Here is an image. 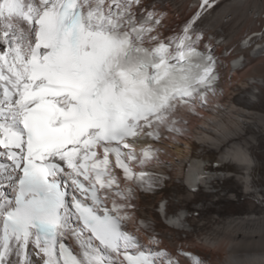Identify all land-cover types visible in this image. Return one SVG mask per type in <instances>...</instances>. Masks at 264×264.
Returning <instances> with one entry per match:
<instances>
[{"label": "snow or ice", "instance_id": "obj_1", "mask_svg": "<svg viewBox=\"0 0 264 264\" xmlns=\"http://www.w3.org/2000/svg\"><path fill=\"white\" fill-rule=\"evenodd\" d=\"M215 4L201 0L162 38L165 14L145 0H0V264H179L154 247V225L139 221L151 229L146 245L126 224L138 194L155 195L168 179L148 167L154 144L179 134L181 107L215 92L218 60L198 24ZM254 38L264 32L242 45ZM251 55H264V44ZM248 82L264 89V79ZM252 148L193 160L181 183L210 187L232 165L255 192ZM166 209L162 200V222L186 230L184 211Z\"/></svg>", "mask_w": 264, "mask_h": 264}, {"label": "bare ground", "instance_id": "obj_2", "mask_svg": "<svg viewBox=\"0 0 264 264\" xmlns=\"http://www.w3.org/2000/svg\"><path fill=\"white\" fill-rule=\"evenodd\" d=\"M168 1L185 17L183 24L201 3V0ZM172 17L168 16L162 38L174 32L167 30ZM199 26L206 42L213 44L218 60L215 92L209 94L204 106L195 103L191 109L178 110V127H174L179 129L180 136H166L154 144L160 157L148 167L168 179L163 191L155 195L138 194L137 210L128 223L147 245L151 229L146 231L139 221L150 222L160 240L154 247L192 250L203 264H264V89L248 82L253 78L264 79V55L255 58L251 55L253 46L264 44V40L254 38L247 47L242 45L246 37L264 32V0H224L204 14ZM209 36L214 39L207 41ZM226 49L228 54L221 55ZM234 61H239L236 68ZM249 144L256 158L252 180L255 192L244 190L240 180L244 170L232 165L226 166L222 173H215L220 179H213L210 187L190 191L181 183L191 161H212L229 145ZM162 200H167L169 214L184 211L186 230L162 222L157 214Z\"/></svg>", "mask_w": 264, "mask_h": 264}, {"label": "rangeland", "instance_id": "obj_3", "mask_svg": "<svg viewBox=\"0 0 264 264\" xmlns=\"http://www.w3.org/2000/svg\"><path fill=\"white\" fill-rule=\"evenodd\" d=\"M165 2V3H164ZM167 2V3H166ZM156 3H158V4H156ZM171 3V1H168V0H164V1H162V0H155V7H157L156 8V10L158 11V12H162V13H164L165 15L163 16V19H162V22H161V26L159 27V30H157L158 32H159V34L161 35V33H162V31L164 30V28H165V26H167V24L168 23H166L167 21H168V16H173L172 18H171V22H169V25H168V27L170 28H167V30H169V32H172V31H174L173 33H168V35L166 36V37H168V36H171V35H174V34H176V33H178V32H180V30H178V27H180L182 24H183V22H184V16H181V15H179L178 13H177V11L174 9V8H172L173 7V5H172V3ZM164 4V5H163ZM166 4V5H165ZM158 5V6H157ZM170 7H169V6ZM161 6H162V8H161ZM160 7V8H159ZM166 7V8H165ZM172 8V10H169V9H171ZM173 11V12H172ZM175 11V12H174ZM173 13H175L176 14V17H175V14H173ZM173 14V15H172ZM165 16H167V17H165ZM177 16H178V18H177ZM166 20V21H165ZM174 20H175V22H174ZM177 20H179V21H177ZM181 20V21H180ZM164 23V24H163ZM174 23V24H173ZM166 24V25H165ZM162 27V28H161ZM177 28V29H176Z\"/></svg>", "mask_w": 264, "mask_h": 264}]
</instances>
